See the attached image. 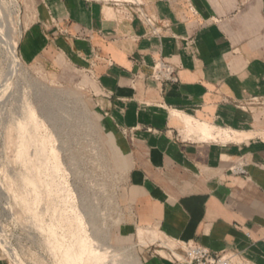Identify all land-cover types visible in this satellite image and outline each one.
Returning a JSON list of instances; mask_svg holds the SVG:
<instances>
[{
	"label": "crops",
	"instance_id": "crops-1",
	"mask_svg": "<svg viewBox=\"0 0 264 264\" xmlns=\"http://www.w3.org/2000/svg\"><path fill=\"white\" fill-rule=\"evenodd\" d=\"M137 1L36 0L20 56L95 103L125 179L118 233L154 240L142 264L194 243L264 264V0ZM160 60L179 83L153 79Z\"/></svg>",
	"mask_w": 264,
	"mask_h": 264
},
{
	"label": "rangeland",
	"instance_id": "rangeland-1",
	"mask_svg": "<svg viewBox=\"0 0 264 264\" xmlns=\"http://www.w3.org/2000/svg\"><path fill=\"white\" fill-rule=\"evenodd\" d=\"M35 2L0 0V222L6 237L23 264H69L74 233L93 238L110 262L142 264L138 245L154 240L138 243L118 233L125 179L106 158L95 103L82 87L61 84L20 56L25 16ZM85 257L83 264H95Z\"/></svg>",
	"mask_w": 264,
	"mask_h": 264
},
{
	"label": "built area",
	"instance_id": "built-area-1",
	"mask_svg": "<svg viewBox=\"0 0 264 264\" xmlns=\"http://www.w3.org/2000/svg\"><path fill=\"white\" fill-rule=\"evenodd\" d=\"M132 1L135 3L138 2L137 0ZM147 22L152 25L153 19L148 17ZM152 77L159 83H179V76L176 67L163 60L158 61L154 65ZM254 103L256 102L252 101L251 105ZM231 173L236 176L247 175L245 166L242 164L233 166L231 168ZM6 244L13 246L6 237L4 224L0 222V251L9 259L11 264H13L12 258L6 251ZM168 259L179 264H246L238 255L234 253L224 252L221 254H213L208 248L197 243L189 245L181 252L169 250Z\"/></svg>",
	"mask_w": 264,
	"mask_h": 264
},
{
	"label": "bare ground",
	"instance_id": "bare-ground-1",
	"mask_svg": "<svg viewBox=\"0 0 264 264\" xmlns=\"http://www.w3.org/2000/svg\"><path fill=\"white\" fill-rule=\"evenodd\" d=\"M13 2V1H12ZM9 12V11H8ZM12 12V11H11ZM13 13V12H12ZM11 15V14H10ZM1 22V21H0ZM9 27V26H8ZM1 29V28H0ZM16 29V28H15ZM3 33V32H2ZM22 36V35H21ZM4 40V39H3ZM1 41V40H0ZM8 41V40H7ZM2 43V41L0 42V44ZM15 45H14V49L12 50V51H14L16 54L15 55H17V47H18V45H17V42L15 41ZM5 44V43H4ZM11 45V44H10ZM11 49V48H10ZM9 50V49H8ZM10 51V50H9ZM15 55H13V56H15ZM17 57V56H16ZM14 58V57H13ZM19 60V59H18ZM18 62V61H17ZM15 64H16V61H15ZM15 64H13V65H15ZM18 65V64H17ZM17 65H15L16 67H17ZM21 65V64H20ZM14 66V67H15ZM20 67V66H19ZM18 68V67H17ZM15 70H16V68H15ZM6 80V79H5ZM6 83V82H5ZM3 87H5V86H3ZM2 87V88H3ZM2 93V92H1ZM6 95V94H5ZM2 97V96H1ZM0 97V99H2ZM5 98V97H4ZM7 98V97H6ZM2 100H4V99H2ZM1 104V103H0ZM4 111V110H3ZM34 118V117H33ZM1 122V121H0ZM204 124H206V123H204ZM201 125V126H199V128H198V134H200V133H203L204 135L209 131L208 130V124H206V125ZM210 127V126H209ZM213 128V127H212ZM211 129V128H210ZM214 129V128H213ZM216 130V129H215ZM211 131V130H210ZM213 132H215V131H213ZM220 132H222V130L220 131ZM209 133V135H210V132H208ZM208 133H207V137H209L208 136ZM223 133H225V132H223ZM218 134V133H217ZM226 134V133H225ZM228 134V133H227ZM201 135V134H200ZM237 135V134H236ZM216 136V135H215ZM219 136H221L220 135V133H219ZM233 136V135H232ZM206 137V138H207ZM211 137V136H210ZM223 137V136H222ZM228 138H230V136L228 135L227 136ZM1 184V183H0ZM52 187V186H51ZM51 187H50V189H51ZM58 187H61V185L60 184H58V186H57V188ZM49 189V190H50ZM66 190V189H65ZM51 191H52V189H51ZM68 191V190H67ZM69 195V194H68ZM7 198V197H6ZM9 198H10V196H9ZM37 198H40V195H38L37 196ZM7 201V200H6ZM73 204V203H72ZM75 205V204H74ZM74 205H73V207H74ZM6 206H7V203H6ZM75 209V208H74ZM81 223V222H80ZM82 224H84V223H82ZM81 224V225H82ZM84 226V225H83ZM84 228V227H83ZM87 232V231H86ZM74 235V237H73V241H71V243L67 246V248H66V255H67V260H68V263L69 264H83L84 263V261H85V256L87 255L89 258H88V260L89 261H91V262H95V264H115V263H113V262H110L109 260H108V255H107V252H102L101 250H99V247L97 246V247H95V244H93V238L91 239V238H86V237H84V236H79L78 237V239L77 238H75V233L73 234ZM75 239H77L78 240V243H75ZM6 251H7V253H8V255L12 258V259H14L15 261H16V263L17 264H23V261H22V259L20 258V256H19V253L15 250V248L13 247V246H11V245H7L6 244ZM131 264H141L140 263V261H134L133 263H131Z\"/></svg>",
	"mask_w": 264,
	"mask_h": 264
}]
</instances>
